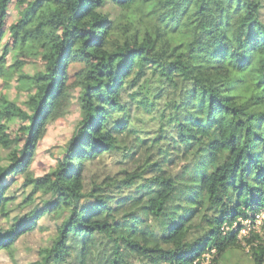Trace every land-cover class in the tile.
Segmentation results:
<instances>
[{
  "label": "trees",
  "instance_id": "trees-1",
  "mask_svg": "<svg viewBox=\"0 0 264 264\" xmlns=\"http://www.w3.org/2000/svg\"><path fill=\"white\" fill-rule=\"evenodd\" d=\"M12 1L0 0V75L15 69L34 92L27 110L0 94V251L14 256L46 218L30 264H222L247 247L264 264V0H17L7 27ZM22 57L43 68L24 72ZM76 92L82 118L36 176L45 123ZM140 109L151 134L132 123ZM105 153L131 166L84 162Z\"/></svg>",
  "mask_w": 264,
  "mask_h": 264
},
{
  "label": "rangeland",
  "instance_id": "rangeland-1",
  "mask_svg": "<svg viewBox=\"0 0 264 264\" xmlns=\"http://www.w3.org/2000/svg\"><path fill=\"white\" fill-rule=\"evenodd\" d=\"M17 2V0H13L10 5L9 15L7 18V27H9L19 18L20 7L17 5ZM8 41L9 32L6 33L2 41L0 55L3 52V46ZM9 50L11 51V49ZM21 59L25 60L22 70L28 74L33 75L43 68L44 62L41 57H22ZM13 61V54L11 52L7 55V65H11ZM80 67L81 64L72 62L69 66V71L73 73L80 69ZM18 76V71L15 69L7 73L5 76L0 75V94L8 95L11 100H14L19 106L27 110L28 107L26 102L34 91L25 89V86L20 83ZM78 96L79 94L76 92L72 103L67 107V110L63 116L46 121V130L37 144L36 154L30 166V169L36 176H43L56 168L58 164V158L62 156L67 144L71 140L74 131L82 118ZM133 114L134 118L132 123L137 128L147 132V134H151L155 129L158 128L157 121L155 122L153 119H151V116L145 110L140 109L138 111H134ZM21 125L22 122L18 118L10 123L9 133L11 134L12 138H15L17 135L19 136V129ZM19 143L20 145H23L24 139L20 138ZM6 155L7 152L0 148V158H3L4 160ZM84 162L88 165L87 167L89 169H92L93 172L96 173H117L122 169L131 166V163L128 161H123L121 156L109 155L108 153L103 154L93 161L86 160ZM18 178H20V176H15L16 180ZM9 182H11L10 189L14 190L20 182V179H18L16 183L13 180ZM261 212L262 214L264 213V208L261 209ZM44 221H46V218L41 219L40 223L42 224ZM39 224L35 227L33 233H31L28 238H26L24 241L18 240L16 243L17 249L14 252V256H10L6 251H0V264H30L37 260L39 247L45 244L46 238L48 236L47 232L38 230ZM256 228H258V230L260 229L258 226ZM247 248L244 251L239 249L236 252H230L222 264H253L250 254L247 253ZM205 256L206 262L212 257L209 252H207Z\"/></svg>",
  "mask_w": 264,
  "mask_h": 264
},
{
  "label": "built area",
  "instance_id": "built-area-1",
  "mask_svg": "<svg viewBox=\"0 0 264 264\" xmlns=\"http://www.w3.org/2000/svg\"><path fill=\"white\" fill-rule=\"evenodd\" d=\"M261 214H262V212L260 211V212L256 213V215H255L256 226L260 227V229H261L262 225L264 224V213L262 214V216H261ZM259 220H260V222H259ZM242 224H244V227H242V229L240 231V235H244V234L248 233V231L250 229L251 220H245V221H243Z\"/></svg>",
  "mask_w": 264,
  "mask_h": 264
}]
</instances>
